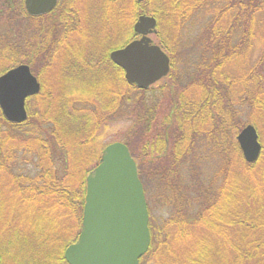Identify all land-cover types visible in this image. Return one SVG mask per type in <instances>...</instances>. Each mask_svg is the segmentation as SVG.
I'll list each match as a JSON object with an SVG mask.
<instances>
[{"label": "trees", "instance_id": "16d2710c", "mask_svg": "<svg viewBox=\"0 0 264 264\" xmlns=\"http://www.w3.org/2000/svg\"><path fill=\"white\" fill-rule=\"evenodd\" d=\"M91 8L103 15L100 32L84 24ZM202 13L213 19L199 33L204 53L197 48L194 60L184 51L194 43L184 30L197 29ZM263 14L264 0H58L34 17L25 0H0V76L27 64L42 85L27 101V121L11 123L0 109V264H68L65 252L82 231L87 177L116 121L129 123L121 142L137 162L149 211L150 199L160 208L141 264H264V71L245 62L238 73L226 70L249 50ZM141 15L157 19L158 45L171 59L169 86L157 91L128 84L110 60L138 37ZM74 38L103 52L85 63L64 57V69L101 67L112 80L83 81L78 96L68 94L72 81L54 89L55 55L79 49ZM258 64L264 67V52ZM163 100L171 110L150 141ZM251 123L262 145L252 164L237 141Z\"/></svg>", "mask_w": 264, "mask_h": 264}, {"label": "water", "instance_id": "95a60500", "mask_svg": "<svg viewBox=\"0 0 264 264\" xmlns=\"http://www.w3.org/2000/svg\"><path fill=\"white\" fill-rule=\"evenodd\" d=\"M145 2L146 0H137ZM58 0H25L29 15L51 13ZM157 19L141 15L134 26L139 39L113 51L112 62L125 73L128 84L148 90L171 72V59L156 44ZM41 83L27 64L0 76V109L7 121L28 119L27 101L41 92ZM247 163L262 152L253 124L237 136ZM152 244L150 211L138 165L123 142L108 145L98 166L87 177V194L81 234L65 252L68 264H140Z\"/></svg>", "mask_w": 264, "mask_h": 264}, {"label": "rangeland", "instance_id": "374dc122", "mask_svg": "<svg viewBox=\"0 0 264 264\" xmlns=\"http://www.w3.org/2000/svg\"><path fill=\"white\" fill-rule=\"evenodd\" d=\"M90 6L98 7L96 4H94L92 2L90 3ZM88 7H89V3H88ZM81 8L83 9V10L80 9V12L82 13V11H84V5H81ZM90 10L91 11L89 13V16H87V18L84 19L85 20L84 24H86L85 26H86V28H88V30L91 28L92 31H94L93 33H96L97 31L100 32L99 31V27H100L99 23L102 22L101 20L103 18V15L98 14V13L96 14V12H94V8L93 9L91 8ZM212 17H213L212 15L202 13L201 16L200 17L198 16V18H197V19H199V21H198L199 26L197 27V29L191 28L190 27L191 25L190 26L187 25L186 30H189L188 34H186V31L184 30V34L186 35L185 41L187 43L194 42V43H192V47L189 46L184 51H187L188 56L191 54H195L192 57L194 60H196L198 58V51H200V57L204 53V52H202L203 51V46L201 44L202 42L200 41V39L198 37H201L202 40H203V38L206 37L203 35L199 36V33L200 34L202 33L200 31L202 30L203 26L205 27V25H207L208 23L211 22V20L213 19ZM261 19H262V21H264V14L262 16L258 17V20H257L258 25L256 24L257 25L256 26L254 24V28L249 34L251 36V38H249V42L247 43V45H250L249 50L247 48H245L244 50H242L241 54L239 55L241 57L240 58L238 57V59L236 60L237 62L232 63L230 65L229 64L226 65L227 66L226 70H228V72L238 73L242 69L241 64L244 62L249 64L250 69H252V68L257 69L260 72V74L262 73V71H264L263 70L264 67L261 64H258L260 57H261V54H263V52H264V23L261 22ZM223 22H225L226 24L230 23V21L228 22L227 17L223 20ZM91 23H92V25L90 26ZM225 23H223V24H225ZM189 32H191V35L189 34ZM150 37L156 44H158L159 40H158L157 35H151ZM190 40H191V42H189ZM232 40H234V37L232 38ZM199 41H200V43H199ZM72 43L80 44V48L78 49L75 47H73V48L64 47L61 51H59L55 55V57L56 56L57 57H56L55 62H54V89L58 85V81H72L68 84V94L70 92V95H71L72 91H73L72 96H78V95H83V91H84V90H81L79 88V83H81L83 81H97L98 85H100L101 81L106 80L103 77L104 76V74H103L104 68L102 69L101 67H94L93 66L92 69H89V68L87 69V66H85V67L79 66V68H76L77 71L70 70L67 72L64 69L60 60H64V57H66L65 59H67L66 62L68 64L74 63L75 61H77V59H79V62L83 61L85 58H87V60H89L90 56L95 57V55H99L100 53H102L103 48L92 49L91 50L92 52L90 53L88 50V46H86L88 44L87 38H85V40H84V38H77V39L74 38L72 40ZM197 48H198V51H197ZM239 59H240V61H239ZM83 62L85 63V61H83ZM45 78H46V81H50L47 79L48 76H46ZM73 81H76V82H73ZM167 81L168 80L165 78V79L161 80L160 82H158L157 84H155L153 86L154 90L157 91L162 86H164V87L169 86V83ZM41 87H42V85H41ZM99 104H100V102H99ZM170 110H171V105L167 101L163 100L162 103L159 105L160 116H159L157 122L154 123L153 131L150 134V141L156 140L157 130L161 126L163 121L166 119L167 114H169ZM246 121H247V123L251 122L249 116L246 117ZM128 125H129V123H125L123 121H120V122L116 121V122L110 123L108 128L106 129V131L102 134V140L100 143L111 144L113 142L124 140L125 139L124 138L125 131H127ZM168 130H170V129H168ZM150 190H151L150 191V196H151L152 195V187H150ZM150 201H151V203H150V211H151L150 212V221H151V218H153V217L155 219H158V217L160 215V213H159L160 210H158L159 207H157L155 205L154 200L150 199ZM162 210H163L164 214L169 216V214H170L169 209H167V208L162 209L161 208V211ZM151 246H152V244H151ZM11 264H16V263H11ZM140 264H141V262H140Z\"/></svg>", "mask_w": 264, "mask_h": 264}, {"label": "flooded vegetation", "instance_id": "af4514ba", "mask_svg": "<svg viewBox=\"0 0 264 264\" xmlns=\"http://www.w3.org/2000/svg\"><path fill=\"white\" fill-rule=\"evenodd\" d=\"M110 55H111V53H110ZM110 60H111V57H110ZM112 61V60H111ZM105 81H112L111 80V78H108V79H106Z\"/></svg>", "mask_w": 264, "mask_h": 264}]
</instances>
